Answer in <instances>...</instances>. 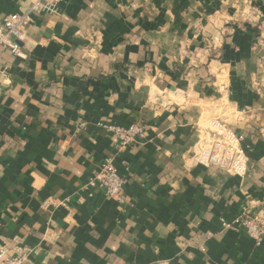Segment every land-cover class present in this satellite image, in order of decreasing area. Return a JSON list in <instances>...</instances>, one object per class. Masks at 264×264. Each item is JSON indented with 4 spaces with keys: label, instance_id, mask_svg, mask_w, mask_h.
<instances>
[{
    "label": "crops",
    "instance_id": "obj_1",
    "mask_svg": "<svg viewBox=\"0 0 264 264\" xmlns=\"http://www.w3.org/2000/svg\"><path fill=\"white\" fill-rule=\"evenodd\" d=\"M34 0H0V24ZM0 51V242L26 264H264V0H64ZM248 173L208 166L212 121ZM140 125L121 147L106 127ZM111 163L119 205L90 182Z\"/></svg>",
    "mask_w": 264,
    "mask_h": 264
},
{
    "label": "built area",
    "instance_id": "obj_2",
    "mask_svg": "<svg viewBox=\"0 0 264 264\" xmlns=\"http://www.w3.org/2000/svg\"><path fill=\"white\" fill-rule=\"evenodd\" d=\"M64 0H34L31 6L21 14L8 16L0 24V51H8L20 60L27 59L23 43L26 39V27L35 22V17L45 13L57 14ZM121 147L133 145L138 139L145 138L146 131L140 125L129 128L108 126ZM208 132V147L206 150V165L223 170L231 176L244 178L248 173L249 155L244 146V139L226 123L212 121ZM90 186L104 191L105 195L124 205L126 180L120 176L111 163L103 166L99 175L90 182ZM226 228L241 227L257 243L264 240V222L262 219L244 208L242 213L232 221H224ZM31 251L23 248L10 250L0 242V264H26Z\"/></svg>",
    "mask_w": 264,
    "mask_h": 264
}]
</instances>
